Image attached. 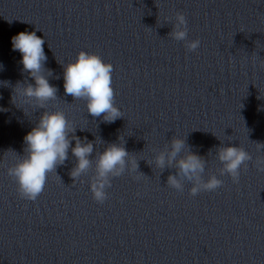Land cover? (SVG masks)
<instances>
[{
  "label": "clouds",
  "instance_id": "1",
  "mask_svg": "<svg viewBox=\"0 0 264 264\" xmlns=\"http://www.w3.org/2000/svg\"><path fill=\"white\" fill-rule=\"evenodd\" d=\"M176 23L170 36L177 41H186L188 51H195L199 45V39L187 40L188 28L185 15L176 14ZM14 51H19L22 59L23 71L28 73L34 83L17 82L13 87L12 103L16 105L17 99L22 104L35 105L45 109L50 101L57 99L58 89L49 83L48 76L44 73L50 70L44 68L47 57L43 45L45 40L36 35V32H20L11 39ZM2 67V66H0ZM113 65L106 63L94 53L81 50L74 62L64 66L63 80L65 95H70L74 100L83 99L86 101V108L92 117H102L105 122L111 123L123 116L121 110L115 104V92L112 87ZM20 108V107H18ZM23 109V108H21ZM3 109H0L2 111ZM76 129L66 118L63 111L49 112L44 110L35 126L25 135L23 155L17 154L14 150H7L4 154H14V161L7 167V174L16 184V191L22 199L35 201L44 191L48 175L55 173L58 165H62L68 159V152L71 148L72 155L76 158V165L71 170L73 182L81 177L90 168L92 161L89 158L93 153V142H82L80 138L69 133H75ZM75 140V146L72 141ZM86 140V138H85ZM185 140L174 138L171 144V152L167 156V164L171 165L176 156L185 148ZM257 147L264 148V144H257ZM217 157L223 165L221 174L231 177L233 183H238L241 168L247 169V162L252 156L242 147L226 146L217 151ZM156 165L163 169L166 164V157L161 153L156 157ZM204 160L197 154L189 152L186 157L176 161L178 172L176 175H169V187L182 191V184L177 176L183 174L190 181H194L189 190L191 196L200 192H211L220 188L223 181L215 175L210 176L206 181L202 180L204 172ZM131 165L135 171L138 168L137 160L130 156L123 144H110L105 150L99 153L96 159V175L90 183V190L93 199L100 204L108 198L106 189L110 187V177L121 176L126 167ZM256 167L264 171V160H257ZM139 178V177H137Z\"/></svg>",
  "mask_w": 264,
  "mask_h": 264
}]
</instances>
